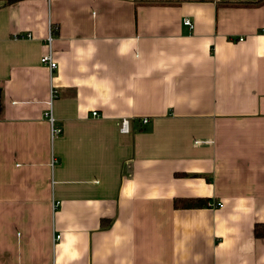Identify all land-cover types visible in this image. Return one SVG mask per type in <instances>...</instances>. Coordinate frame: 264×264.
I'll use <instances>...</instances> for the list:
<instances>
[{"label":"crops","instance_id":"0c3cea01","mask_svg":"<svg viewBox=\"0 0 264 264\" xmlns=\"http://www.w3.org/2000/svg\"><path fill=\"white\" fill-rule=\"evenodd\" d=\"M263 27L264 0H0V264H264Z\"/></svg>","mask_w":264,"mask_h":264},{"label":"built area","instance_id":"2783aa9c","mask_svg":"<svg viewBox=\"0 0 264 264\" xmlns=\"http://www.w3.org/2000/svg\"><path fill=\"white\" fill-rule=\"evenodd\" d=\"M183 24L187 26L190 30L193 28V24L189 18L183 19ZM261 32L264 33V27L261 29ZM30 36V35H28ZM239 40H243V37H240ZM46 46H47V52L42 55L40 58V62L42 65L47 66L51 72H53L57 68V63L55 62L53 58V48H52V42H53V29L52 27L49 29V33L45 38ZM57 96V91L55 89H51L50 91V98L48 100V108L44 113V116L47 118V120L51 124V137H55L58 134L61 133V128L59 126L54 125V117L52 114V103L54 98ZM94 116H97V112L92 113ZM141 122L147 123L148 119L143 118ZM129 119L128 118H122L120 122V132L122 133H128L129 132ZM59 202H53L52 209L56 210L59 207ZM222 204H210L208 208L215 209V208H221ZM59 236L55 238V240H58Z\"/></svg>","mask_w":264,"mask_h":264},{"label":"trees","instance_id":"16d2710c","mask_svg":"<svg viewBox=\"0 0 264 264\" xmlns=\"http://www.w3.org/2000/svg\"><path fill=\"white\" fill-rule=\"evenodd\" d=\"M16 0H7V2H14ZM175 206H182L184 208H192V207H204L205 206V202H200V201H196V202H191V201H178L175 203ZM255 235H257L258 237H264V232L260 231L259 227L256 228L255 230Z\"/></svg>","mask_w":264,"mask_h":264}]
</instances>
